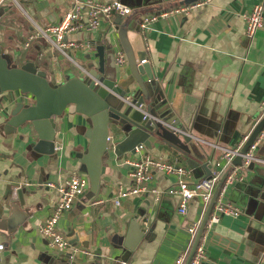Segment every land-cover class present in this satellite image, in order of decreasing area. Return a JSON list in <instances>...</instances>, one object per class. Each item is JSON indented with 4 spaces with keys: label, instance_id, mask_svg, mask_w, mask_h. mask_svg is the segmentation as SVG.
Listing matches in <instances>:
<instances>
[{
    "label": "crops",
    "instance_id": "obj_1",
    "mask_svg": "<svg viewBox=\"0 0 264 264\" xmlns=\"http://www.w3.org/2000/svg\"><path fill=\"white\" fill-rule=\"evenodd\" d=\"M23 1L25 6H31L25 0H16L20 9L9 0L0 1L2 51L12 66L33 62L46 73L49 82L61 84L68 74L62 69L65 64L60 65L49 44L35 35L36 26L59 24L74 2L87 0H31L36 8L28 10L22 9ZM97 1H118L132 13L123 17L120 26L114 24L116 15L110 21H102L96 31L77 32L72 38L95 48L102 46L105 72L109 74L114 64L124 83L131 77L128 63L123 68L116 66L114 55L117 49L123 51L118 30L125 26L131 50L147 59L155 80L164 87L177 128L185 129V135L190 136L187 145L191 153L155 145L151 150L144 148L136 155L116 158L110 145L123 137L110 131L112 143H108L110 150L102 160L105 172L100 191L95 195L86 191L79 196L72 209L61 216L57 228L71 240L72 248L88 253L75 256L72 264H174L178 256H189L193 245L189 247L187 229L202 221L207 207L194 199L186 214L179 215V197L166 194L177 185L174 175L153 174L149 185L161 192L158 202L153 194L145 193L129 197L116 207L112 202L114 191L117 187H131V168L126 161L144 154L181 166L190 164L192 176L188 183L193 184L205 175L202 156L215 162L223 152L221 148L233 147L250 132L264 101V10L263 27L252 38L245 35L243 16L254 5L262 4L264 8V0ZM181 7H189L188 14H170L150 24L146 49L138 32L140 19ZM18 10L32 22L34 30L27 26V20L21 21ZM30 14L37 16L40 26ZM1 27L7 31L4 33ZM70 55L87 71L89 61L95 64L93 68L97 67L98 59L88 50H73ZM6 95L10 104L26 98L20 92ZM6 112L5 108L0 112V124ZM56 122V137L61 143L57 157L34 152L32 133L26 138L27 131L8 135L0 128V203L12 192H18L24 199L20 214L26 217V209L30 214L27 219L18 218L21 224L15 232H0V244L4 245L0 264H68L66 255L51 249L37 227L52 212L58 199L56 188L74 174L86 176L80 161L88 146L86 130L90 124L72 106ZM256 154L264 158V141ZM243 174L244 182L228 187L225 194L226 200L237 205L242 214L236 218L221 215L219 223L204 235L205 258L201 264H264V167L252 165ZM96 200H104L103 205H92ZM134 216L140 219L146 235L133 252L127 253L121 245Z\"/></svg>",
    "mask_w": 264,
    "mask_h": 264
},
{
    "label": "water",
    "instance_id": "obj_2",
    "mask_svg": "<svg viewBox=\"0 0 264 264\" xmlns=\"http://www.w3.org/2000/svg\"><path fill=\"white\" fill-rule=\"evenodd\" d=\"M123 19L116 16L114 24L120 26ZM126 32L125 26L118 30V38L131 75L129 81L124 83L117 76L114 64L111 65L109 74L105 72L102 46L96 48L97 67L88 70L87 78L70 77L61 84L54 85L33 62H26L20 67L12 66L0 45V112L5 108L6 114L8 113L3 117L0 128L8 135L27 131L26 138L32 133L34 142L31 148L34 152L57 157L56 151L61 148V143L56 137V120L67 107H74L75 112L88 119L90 124L86 130L88 146L80 162L88 178L86 191L94 195L101 188V177L105 172L102 160L108 154L110 146L116 158L127 154L135 155V149L140 146L151 150L159 145L162 149L173 147L179 153H191V148L187 145L191 138L185 135V129L177 128L178 121L168 105L164 87L159 80H155L149 63H136ZM11 92H20L26 98L10 104L6 94ZM263 125L264 117L252 131L241 150L242 154L247 151ZM110 131L120 133L123 138H116L117 142L108 146L106 140ZM201 160L204 162L201 166L205 171L203 177H207L210 160L204 156ZM240 164L241 157L234 158L233 165ZM188 166L191 167L190 164ZM251 167L252 165L248 169ZM228 172L229 170L218 181L185 264H190L193 258L215 198ZM17 193L12 192L5 198V202L0 203V232H15L21 224L18 218L27 219L30 216L28 209L24 211L26 217L20 214L19 209L23 208L24 199L22 194ZM145 235L146 229L142 228L140 219L134 216L128 223L121 247L131 253ZM67 241L72 243L69 238Z\"/></svg>",
    "mask_w": 264,
    "mask_h": 264
},
{
    "label": "built area",
    "instance_id": "obj_3",
    "mask_svg": "<svg viewBox=\"0 0 264 264\" xmlns=\"http://www.w3.org/2000/svg\"><path fill=\"white\" fill-rule=\"evenodd\" d=\"M10 1L20 8L16 0ZM189 9V7H181L179 9L169 10L156 15L143 16L138 24V32L144 40L145 48L147 49L146 33L151 23L155 22L158 18H163L170 14L180 13L186 15L188 14ZM263 10V5L258 4L254 5L248 13L244 14L243 20L245 24V35L247 37L252 38L255 33L263 27ZM131 13L132 9L118 1L99 2L97 0H87L81 4L76 1L64 14L59 24L43 28L36 26L35 35L43 38L49 44L52 51H56L61 54L82 74L88 77L89 72L80 62L76 61L73 56L70 55V52L73 50H88L90 53L95 55L97 50L95 46H91L90 43L76 41L72 38V36L81 31L94 32L99 28L102 21H110L116 15L127 17ZM133 56L138 65L146 64L147 59L143 58L138 60L139 57L137 53H133ZM114 62L115 65L120 68L126 66L127 59L122 50H116ZM96 83L97 82H95V84ZM263 117L264 101L260 104V114L257 120H255L250 132L241 136L233 147L221 148L223 151L221 156L215 162L209 161V175L207 177L200 178L193 184L188 183V179L192 176V171L186 166H181L177 163H172L166 160L154 159L148 154H144L138 159H128L126 163L131 168L129 176L132 180V185L128 190L121 187L116 188L112 198L114 206H120L121 201L126 200L129 197L145 193L153 194L154 201L158 202L161 197V192L152 188L149 184L153 178V174L162 173L177 177V185L169 188L166 191V194L179 197L177 213L183 216L187 212L189 202L194 199H198L206 208L212 199L219 179L227 170H229L222 185L220 186L208 220L204 226L202 236L190 262V264H201L205 258V248L203 243L204 235L211 230L214 225L219 223L221 215L236 218L242 214V210L237 205L226 200L225 194L228 187L244 182L245 177L243 173L250 165L264 167V158H261L256 154L260 143L264 141V125L254 138L251 145L248 147L247 151L243 154L241 153V150L248 141L252 131L263 119ZM175 130L179 131L178 129ZM106 141L107 144L109 142L112 143L111 137L108 136ZM143 149V146L136 148L135 155ZM236 157H241L240 165H233V160ZM87 185L88 179L86 176L74 174L66 179L62 185L56 188L58 192V199L52 208L50 216L37 227L38 234L47 241L48 246L51 249L66 255L68 264H72L75 256H87L88 253L84 250L72 248L68 243L66 236L58 231L57 225L61 216L65 212L71 210L78 197L85 192ZM48 186L52 185L48 184ZM103 203L104 200H96L91 204L103 205ZM200 224L201 220L196 221L187 229L190 238V248L194 244ZM3 248L4 245L0 244V251H2ZM187 258V255H180L175 260L174 264H185Z\"/></svg>",
    "mask_w": 264,
    "mask_h": 264
},
{
    "label": "rangeland",
    "instance_id": "obj_4",
    "mask_svg": "<svg viewBox=\"0 0 264 264\" xmlns=\"http://www.w3.org/2000/svg\"><path fill=\"white\" fill-rule=\"evenodd\" d=\"M10 1V0H9ZM26 2H30L31 3V6L30 7H34V8H36V5L33 3L34 1H31V0H25ZM19 2H21V1H19ZM10 3L11 4H13L12 6H15L16 4H14L12 1H10ZM24 1L22 2V3H20L21 5H22V9L23 10H28L30 7L29 6H25L24 4ZM74 4V3H73ZM72 4V5H73ZM16 7V6H15ZM15 7H13V8H15ZM18 7V6H17ZM21 8V7H20ZM19 8V9H20ZM15 9H17V8H15ZM19 12H20V17H21V21H23V22H25V20H27L28 21V23L29 24H27V26L29 27L30 26V28L32 29V30H34V26H33V24H32V22L22 13L23 11H21V10H18ZM0 14H2V10L0 9ZM30 17L32 18V20L35 22V23H37L39 26H40V23L38 22V18H37V16L35 15V14H30ZM132 20V19H131ZM131 22H133V21H131ZM1 29H2V31L5 33L6 31H7V29L5 30L4 29V27H1ZM52 55H54V56H56V57H58L59 58V60H60V65L62 64V63H64L65 64V66H62V69H63V71H65V74L66 73H68L66 76H65V78L67 79V78H69V77H72V76H78V77H80V78H87V76H85L84 74H82L75 66H73L70 62H67L65 59H64V57L61 55V54H59L58 52H56V51H54L53 53H52ZM94 63L92 62V61H89L87 64H86V67H87V69H91V68H93L94 67ZM85 192H86V190H85ZM84 192V193H85ZM76 259L77 258H75L74 259V261H76Z\"/></svg>",
    "mask_w": 264,
    "mask_h": 264
}]
</instances>
